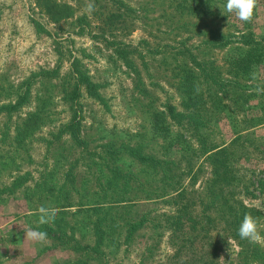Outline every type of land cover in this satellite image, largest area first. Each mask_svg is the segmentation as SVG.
Returning a JSON list of instances; mask_svg holds the SVG:
<instances>
[{
    "label": "rangeland",
    "instance_id": "1",
    "mask_svg": "<svg viewBox=\"0 0 264 264\" xmlns=\"http://www.w3.org/2000/svg\"><path fill=\"white\" fill-rule=\"evenodd\" d=\"M226 3L0 0L15 264H264V243L238 235L248 213L264 236V0L250 22Z\"/></svg>",
    "mask_w": 264,
    "mask_h": 264
},
{
    "label": "clouds",
    "instance_id": "2",
    "mask_svg": "<svg viewBox=\"0 0 264 264\" xmlns=\"http://www.w3.org/2000/svg\"><path fill=\"white\" fill-rule=\"evenodd\" d=\"M257 4L258 0H227L226 11L228 13H234L242 22H250ZM85 11L91 13L94 11V5L88 3ZM58 211L59 210L54 207L40 206L37 210L39 214L38 224H53L58 215ZM260 226L258 217H253L251 214L246 213L239 225L238 235L242 240H247L250 243H264V236H262L259 231ZM24 239L43 243L48 239V233L46 231L29 228L25 232ZM221 260H223V258H221Z\"/></svg>",
    "mask_w": 264,
    "mask_h": 264
},
{
    "label": "crops",
    "instance_id": "3",
    "mask_svg": "<svg viewBox=\"0 0 264 264\" xmlns=\"http://www.w3.org/2000/svg\"><path fill=\"white\" fill-rule=\"evenodd\" d=\"M8 255L10 256V259H12L14 264H15V262L18 263L16 254H13V251L11 250V246L8 245V243H7L5 233L4 232L1 233V231H0V264L6 263V262L1 263V260L2 259L6 260ZM44 260H45V258H43V257L37 259V264H42L44 262Z\"/></svg>",
    "mask_w": 264,
    "mask_h": 264
},
{
    "label": "trees",
    "instance_id": "4",
    "mask_svg": "<svg viewBox=\"0 0 264 264\" xmlns=\"http://www.w3.org/2000/svg\"><path fill=\"white\" fill-rule=\"evenodd\" d=\"M56 7L58 8L57 10H51V9H49L50 11H49V13H51L52 14V16H53V18H55V19H64V18H67V17H69L68 16V14H66L65 13V9H67L66 7H60V6H58V5H56ZM79 74V73H78ZM78 77L80 78L81 77V79L83 80V81H86L87 79L86 78H84V77H82L81 76V73L78 75ZM80 79V80H81ZM82 81V82H83ZM8 109H10V108H13V107H7Z\"/></svg>",
    "mask_w": 264,
    "mask_h": 264
}]
</instances>
